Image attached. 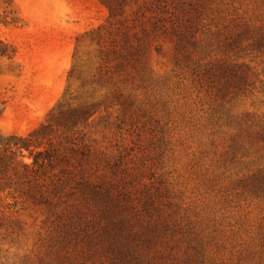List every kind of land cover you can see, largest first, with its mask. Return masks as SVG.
<instances>
[{"label":"rangeland","instance_id":"obj_1","mask_svg":"<svg viewBox=\"0 0 264 264\" xmlns=\"http://www.w3.org/2000/svg\"><path fill=\"white\" fill-rule=\"evenodd\" d=\"M115 5L0 0V264H264V0Z\"/></svg>","mask_w":264,"mask_h":264},{"label":"trees","instance_id":"obj_2","mask_svg":"<svg viewBox=\"0 0 264 264\" xmlns=\"http://www.w3.org/2000/svg\"><path fill=\"white\" fill-rule=\"evenodd\" d=\"M101 3L105 4L108 6V8L111 11V16L115 15V11H116V5L115 3L118 0H99ZM60 127H64L63 124L59 123L58 124ZM52 126L50 124L48 125H43L39 130H37L36 132L32 133L30 135V138H18V142H15V145H19L20 148H24L27 150H30V148L32 146L35 145V142H37L38 140H43V139H47L49 141V147L44 151H37L36 153H34L33 151H31V155L34 156L33 158V162L32 164H24L23 163V167L24 169L28 172L31 173L33 172L35 175L33 177L27 178V181L25 182L28 186L27 192L30 193L33 189V185L37 182L39 183V179L43 178L41 176V171L44 168V170H46V168L49 166L50 168H54V164L55 162L58 161L64 163V165L62 166V168L60 169V172L57 173H52L50 174V176L48 178H50V180L55 183L56 188H61L64 185L69 184L70 180H77L78 182H80L83 186H89L92 185L93 182L90 180L91 175H88L86 172V169L84 167V161H86L88 164L93 165V156L90 152H86V150H84L83 152V156L80 158H76V162L81 164V169L79 170H75L73 169L71 166V164L75 163L74 161V157H73V151H75V147L77 146L78 149L77 151L80 149L79 147H81L78 143L74 142L72 138H70L68 135L65 138L66 142L68 143V148H64L63 146H61V142H57L54 143L52 140H50V132H48L49 129H51ZM78 144V145H77ZM68 150L70 151V153L68 152ZM13 156H7L4 154H1L0 152V165L4 166L5 171L9 168V165L12 163ZM83 162V164L81 163ZM30 165H33V167H37V168H32ZM31 171V172H30ZM96 171V169H95ZM96 172H94L95 174ZM43 174V173H42ZM45 180V182H44ZM81 180V181H80ZM42 184L43 186H46V179L42 180ZM42 196L43 199L45 200V198H47L48 196V192H44L42 190ZM41 201V199H40ZM76 214L81 213L79 216L82 218V214H84L83 210L78 209V207L75 208V210L73 211ZM76 223V221H74V224Z\"/></svg>","mask_w":264,"mask_h":264}]
</instances>
